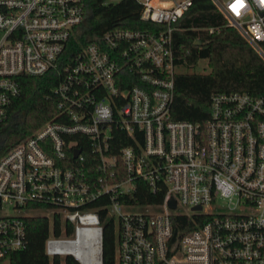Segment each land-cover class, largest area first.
Segmentation results:
<instances>
[{
	"label": "built area",
	"instance_id": "built-area-1",
	"mask_svg": "<svg viewBox=\"0 0 264 264\" xmlns=\"http://www.w3.org/2000/svg\"><path fill=\"white\" fill-rule=\"evenodd\" d=\"M136 1L152 26L83 42V0H0V122L19 118L23 74L51 72L56 106L0 156V259L41 211L51 258L103 264L111 220L115 264H264V92L218 91L204 123L174 118L173 32L193 0ZM211 2L264 61V0ZM178 213L192 227L175 233Z\"/></svg>",
	"mask_w": 264,
	"mask_h": 264
},
{
	"label": "trees",
	"instance_id": "trees-1",
	"mask_svg": "<svg viewBox=\"0 0 264 264\" xmlns=\"http://www.w3.org/2000/svg\"><path fill=\"white\" fill-rule=\"evenodd\" d=\"M86 18L77 29L83 42L98 38L106 29L116 26L145 27L151 23L139 18L136 0L105 3L104 0H83ZM226 18L211 0H193L179 18L173 32L175 61L193 66L206 58V72H179L175 78V98L172 115L204 123L210 110V96L218 91L264 92V61L242 38L237 30L226 24ZM213 27L212 31L208 29ZM199 38L203 43L195 44ZM20 93L12 108L19 118L15 122H0V156L11 146L27 137L56 110L55 100L48 97L55 77L51 72L19 76ZM128 140L116 141V145ZM141 193V191H140ZM139 196L138 202H161L163 193L155 197ZM102 219L104 218L101 212ZM26 225L25 247L0 259V264H79L72 256L51 258L45 253V240L51 233V219L42 214L23 217ZM175 233L192 227L185 214H174ZM103 264H115V234L111 220L103 222ZM54 234H61L60 223L54 220Z\"/></svg>",
	"mask_w": 264,
	"mask_h": 264
},
{
	"label": "rangeland",
	"instance_id": "rangeland-1",
	"mask_svg": "<svg viewBox=\"0 0 264 264\" xmlns=\"http://www.w3.org/2000/svg\"><path fill=\"white\" fill-rule=\"evenodd\" d=\"M227 25H229L228 22H226ZM231 26V25H230ZM178 70L181 72H206L209 70L208 65H207V60L206 58L200 59L197 64L193 66H184L180 65L178 66ZM41 211H33L32 214H39ZM41 214V213H40Z\"/></svg>",
	"mask_w": 264,
	"mask_h": 264
},
{
	"label": "water",
	"instance_id": "water-1",
	"mask_svg": "<svg viewBox=\"0 0 264 264\" xmlns=\"http://www.w3.org/2000/svg\"><path fill=\"white\" fill-rule=\"evenodd\" d=\"M194 43H195V44H202L203 42H202L199 38H196V39L194 40ZM78 152H79L78 149L75 150L74 155H77ZM168 205H169V207L172 208V209L175 208L176 204H175L174 199L171 198V199L168 201Z\"/></svg>",
	"mask_w": 264,
	"mask_h": 264
}]
</instances>
